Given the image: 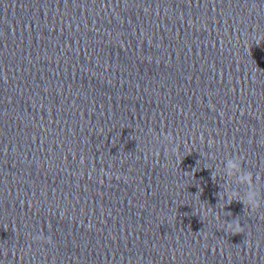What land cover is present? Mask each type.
<instances>
[{
  "label": "clouds",
  "instance_id": "1",
  "mask_svg": "<svg viewBox=\"0 0 264 264\" xmlns=\"http://www.w3.org/2000/svg\"><path fill=\"white\" fill-rule=\"evenodd\" d=\"M165 139L168 141H171L172 140L171 134H168L165 137ZM172 152L178 154V149H172ZM157 155H159V152H157ZM229 166L233 169L238 167L236 164H233V163H230ZM213 179L215 178L213 177ZM252 179L253 177L250 173L246 176L241 177L242 181H248L249 183H251ZM220 195H221V198H223L224 195H226L229 203H231L233 200H239V193L238 191H235V190L227 189L225 190L224 193H221ZM261 199H264V198H258L254 192H250L248 194L247 200L241 201V202L244 203L247 208L255 212V211H258L261 207ZM217 219L219 218L217 217ZM227 230L230 231L232 234H238L244 231V229L242 228L238 220L228 222ZM34 239L36 241H43L45 238L42 235H40V236H36ZM46 242L51 243L52 242L51 238H48Z\"/></svg>",
  "mask_w": 264,
  "mask_h": 264
}]
</instances>
